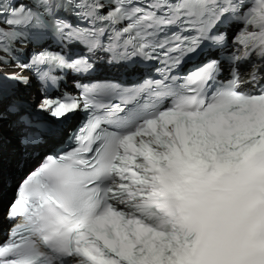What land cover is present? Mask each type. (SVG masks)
Listing matches in <instances>:
<instances>
[{
    "label": "snow or ice",
    "instance_id": "6c2138e0",
    "mask_svg": "<svg viewBox=\"0 0 264 264\" xmlns=\"http://www.w3.org/2000/svg\"><path fill=\"white\" fill-rule=\"evenodd\" d=\"M9 149L0 264H264V0H0Z\"/></svg>",
    "mask_w": 264,
    "mask_h": 264
},
{
    "label": "bare ground",
    "instance_id": "6f19581e",
    "mask_svg": "<svg viewBox=\"0 0 264 264\" xmlns=\"http://www.w3.org/2000/svg\"><path fill=\"white\" fill-rule=\"evenodd\" d=\"M77 118H78V116L76 115V118H74V120H73V118L69 119V123H68V121H65L64 123L65 124L67 123L66 128H69L71 125H73V121L77 120ZM59 127L63 128L60 125H59ZM63 129H65V128H63ZM71 130H72V128H71ZM65 136H66L65 133L57 136L55 141H53V143H59L60 140H62L63 137H65ZM8 138H9V140H11L10 135H8ZM7 154L5 155L8 158V162H7L6 166L1 167V165H0V230L3 229L4 227H6L5 226L6 223L4 221L3 213L7 212L9 205L14 200V197H13L12 201L8 204V202L11 199V193H12V189H13V188L10 189L11 183L9 184V182L14 177L13 173L16 172L15 167L18 166L19 164L22 165L20 168V175H22L24 173L25 169L27 168L28 164L31 162V159H29L28 164L25 165L23 160H21V158L19 156L15 155L10 149L7 151ZM4 179L6 181V187L4 186V183H5ZM5 208H6V211H5Z\"/></svg>",
    "mask_w": 264,
    "mask_h": 264
},
{
    "label": "rangeland",
    "instance_id": "374dc122",
    "mask_svg": "<svg viewBox=\"0 0 264 264\" xmlns=\"http://www.w3.org/2000/svg\"><path fill=\"white\" fill-rule=\"evenodd\" d=\"M76 127V125H74L73 129ZM28 169L25 170L24 174L26 173ZM12 187V186H11ZM11 189V188H10ZM11 198H13V191H12V195H11Z\"/></svg>",
    "mask_w": 264,
    "mask_h": 264
}]
</instances>
